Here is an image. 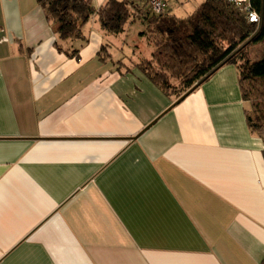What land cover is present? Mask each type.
I'll list each match as a JSON object with an SVG mask.
<instances>
[{"label":"crops","instance_id":"0c3cea01","mask_svg":"<svg viewBox=\"0 0 264 264\" xmlns=\"http://www.w3.org/2000/svg\"><path fill=\"white\" fill-rule=\"evenodd\" d=\"M136 1L124 32L95 14L63 40L37 0H0V264H262L264 139L239 69L163 91L134 62L153 12Z\"/></svg>","mask_w":264,"mask_h":264},{"label":"trees","instance_id":"16d2710c","mask_svg":"<svg viewBox=\"0 0 264 264\" xmlns=\"http://www.w3.org/2000/svg\"><path fill=\"white\" fill-rule=\"evenodd\" d=\"M37 2L47 18L57 24L63 40L83 37V25L95 14L103 29L120 34L141 11L136 0H108L99 8L91 0ZM251 10L259 14L258 21L249 20ZM143 18L141 34L146 35L153 50L151 57L136 65L150 80L180 98L222 66L235 64L243 98L254 105L246 112L248 125L256 132L264 129V55L251 58L248 54L249 46L264 41V0H205L185 17L168 9L146 13ZM68 52L78 56L79 50Z\"/></svg>","mask_w":264,"mask_h":264},{"label":"rangeland","instance_id":"374dc122","mask_svg":"<svg viewBox=\"0 0 264 264\" xmlns=\"http://www.w3.org/2000/svg\"><path fill=\"white\" fill-rule=\"evenodd\" d=\"M170 2H172V0H169ZM142 24V23H141ZM141 29H145V27H144V25H143V28H141ZM142 30V31H143ZM141 31V32H142ZM141 32H138L137 33V37H138V39L137 40H135V43H136V45H133L132 46V48L133 49H135V48H137V44H138V47H141V50H143L142 52L144 53V54H137L136 55V57H134L135 58V63L136 62H140L141 60H143V59H145L146 57L145 56H150L151 57V50H152V45H150L147 41L148 40H146V39H141V41H140V38L143 36L142 34H141ZM114 53L117 55V54H119V52L117 51V50H115L114 51ZM248 54L250 55V57L251 58H256V57H261V56H263L264 55V41H262V42H258V43H255V44H253V45H251V46H249L248 47ZM139 55V56H138ZM145 55V56H144ZM114 58H116L117 59V56H114ZM149 58V57H148ZM176 94H178V91H176ZM175 96H177V95H175ZM262 98H261V103H262V107L264 108V93H263V95L261 96ZM253 104L250 102V109H252L253 108ZM262 137H263V139H264V129L263 130H261L260 132H258Z\"/></svg>","mask_w":264,"mask_h":264},{"label":"built area","instance_id":"2783aa9c","mask_svg":"<svg viewBox=\"0 0 264 264\" xmlns=\"http://www.w3.org/2000/svg\"><path fill=\"white\" fill-rule=\"evenodd\" d=\"M150 5H151V8H152V11L155 12V13H160L164 10H166V7H167V0H148ZM255 17V19H254ZM249 20L250 21H258L259 20V14L254 11V10H251L249 12Z\"/></svg>","mask_w":264,"mask_h":264},{"label":"water","instance_id":"95a60500","mask_svg":"<svg viewBox=\"0 0 264 264\" xmlns=\"http://www.w3.org/2000/svg\"><path fill=\"white\" fill-rule=\"evenodd\" d=\"M197 86H198V85H195L194 87H192V88L187 92V94L190 93L192 90H194ZM187 94H186V95H187ZM183 97H184V96H182L180 99H182ZM180 99H179V100H180ZM179 100H178V101H179ZM178 101H177V102H178ZM152 124H153V123H152ZM152 124H150L149 126H147V128L150 127ZM147 128H145V129H147Z\"/></svg>","mask_w":264,"mask_h":264},{"label":"snow or ice","instance_id":"6c2138e0","mask_svg":"<svg viewBox=\"0 0 264 264\" xmlns=\"http://www.w3.org/2000/svg\"><path fill=\"white\" fill-rule=\"evenodd\" d=\"M254 19H255V17H254Z\"/></svg>","mask_w":264,"mask_h":264}]
</instances>
